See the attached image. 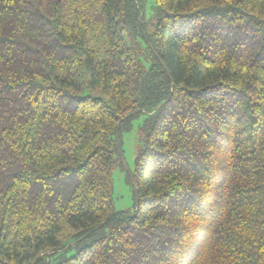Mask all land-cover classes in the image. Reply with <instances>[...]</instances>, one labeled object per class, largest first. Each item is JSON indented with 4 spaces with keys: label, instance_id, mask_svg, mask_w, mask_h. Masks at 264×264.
I'll return each instance as SVG.
<instances>
[{
    "label": "trees",
    "instance_id": "1",
    "mask_svg": "<svg viewBox=\"0 0 264 264\" xmlns=\"http://www.w3.org/2000/svg\"><path fill=\"white\" fill-rule=\"evenodd\" d=\"M146 7L0 0V264H264V0Z\"/></svg>",
    "mask_w": 264,
    "mask_h": 264
},
{
    "label": "rangeland",
    "instance_id": "2",
    "mask_svg": "<svg viewBox=\"0 0 264 264\" xmlns=\"http://www.w3.org/2000/svg\"><path fill=\"white\" fill-rule=\"evenodd\" d=\"M146 1L147 12L151 0ZM138 123L139 120L135 121L133 128L122 135L121 149L124 170L120 168H115L113 170V204L116 210L127 209L133 205L132 189L130 184L125 182L124 174L126 171H132L134 168Z\"/></svg>",
    "mask_w": 264,
    "mask_h": 264
}]
</instances>
